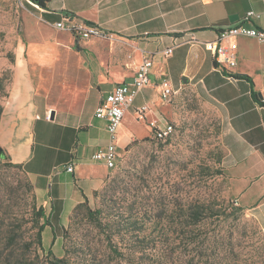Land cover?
I'll return each mask as SVG.
<instances>
[{"label": "crops", "instance_id": "crops-1", "mask_svg": "<svg viewBox=\"0 0 264 264\" xmlns=\"http://www.w3.org/2000/svg\"><path fill=\"white\" fill-rule=\"evenodd\" d=\"M248 11L256 16L243 23ZM64 15L111 37L79 40L55 28ZM235 25L264 28V0H53L47 9L26 8L8 65L0 148L31 182L49 222L44 234L103 188L111 169L91 157L109 136L94 111L117 85L132 83L145 58L152 61L150 82L117 130L118 157L130 142L153 135L151 122H169L160 98L167 79L174 101L193 95L217 116L229 193L264 234V44L234 38V71L204 47ZM143 106L148 110L139 113Z\"/></svg>", "mask_w": 264, "mask_h": 264}, {"label": "rangeland", "instance_id": "rangeland-1", "mask_svg": "<svg viewBox=\"0 0 264 264\" xmlns=\"http://www.w3.org/2000/svg\"><path fill=\"white\" fill-rule=\"evenodd\" d=\"M30 5L0 0V79L9 72ZM164 104L174 125L171 138L157 142L150 134L130 142L88 202L89 209H102L122 257L85 209L72 222L54 223L37 247L38 201L23 171L0 155V264H49L65 256L72 264H264V234L229 193L217 116L190 94ZM192 211L201 213L199 222ZM129 223L143 228L135 232Z\"/></svg>", "mask_w": 264, "mask_h": 264}, {"label": "built area", "instance_id": "built-area-1", "mask_svg": "<svg viewBox=\"0 0 264 264\" xmlns=\"http://www.w3.org/2000/svg\"><path fill=\"white\" fill-rule=\"evenodd\" d=\"M253 11H248L242 18V22L255 17ZM55 28L72 34L79 40H87L89 38L109 39L111 35L97 25L85 23L70 15H64L54 24ZM220 37L216 41L204 43L205 50L211 55L213 60L225 65L229 71H234L237 60L236 50L237 44L233 41L236 37H249L257 42L264 44V28H247L243 25H235L223 29ZM227 39V41H226ZM173 47L164 51L165 56H170ZM152 68L150 58H145L137 67L133 81L131 84L117 85L110 93L105 95L100 104L94 111V117L106 122V131L109 136V142L104 149H99L92 155V160L104 163L109 169H113L118 159L117 153V130L122 124L126 111L132 105L134 99L139 92L149 85V74ZM232 77V76H231ZM160 98L164 102H170L174 92L167 79H163L160 83ZM148 110L143 106L139 113ZM153 127V136L156 140L165 141L174 132V126L170 122H164L161 126L156 125V121L151 122ZM66 171H72V165H67ZM234 205H238L234 200Z\"/></svg>", "mask_w": 264, "mask_h": 264}, {"label": "trees", "instance_id": "trees-1", "mask_svg": "<svg viewBox=\"0 0 264 264\" xmlns=\"http://www.w3.org/2000/svg\"><path fill=\"white\" fill-rule=\"evenodd\" d=\"M26 1L33 6H36L39 8H44V9H47L49 7V5L53 2V0H26ZM13 61H14V56H11V63ZM8 70H9L8 74L3 76L0 79V93H2L1 97H3V100L7 96L6 85L8 83L9 78H10V69L8 68ZM2 102L0 103V114L2 112ZM171 136L169 138H167L165 141L170 139ZM152 139L154 141H157V142H165V141L156 140L153 135H152ZM125 150H127V148ZM7 160H8V164L10 167L21 169L20 165L11 163L8 158H7ZM30 187L33 190V186L31 185V182H30ZM97 193L98 192H96L95 195H97ZM81 209L86 210L87 218L95 225V227L99 230V232H101L102 234H105L106 245L109 247V249L113 253H115L117 257H122L123 255H122L121 251H118L119 250L117 247L118 242L115 241V238H116L115 233L112 231V229L110 228L109 225L102 223V220H101L102 209H96V210L89 209L88 208V201L86 198H84V201L81 204L77 205L72 210V213L70 215L69 220L72 222L74 220L76 214L78 213V211ZM33 216H34V218H33L34 223L33 224H34V228L36 229V232H37L35 242H36L37 247L41 248L42 247V234L44 232V229L47 226H49V222L45 216V211H44V208L42 206H38L36 209L35 208L33 209ZM190 216L192 217L193 220H195L196 222H199L201 213L199 211H192L190 213ZM129 222H131V221H129ZM129 224H132V226H133L130 228V230H133V231L138 232V233L143 228L141 223H139L138 225H136V223H129ZM48 256H51V253H48ZM49 264H72V263L65 256L63 258H53L49 261Z\"/></svg>", "mask_w": 264, "mask_h": 264}, {"label": "water", "instance_id": "water-1", "mask_svg": "<svg viewBox=\"0 0 264 264\" xmlns=\"http://www.w3.org/2000/svg\"><path fill=\"white\" fill-rule=\"evenodd\" d=\"M0 155L5 156V154H4V152H3V150L1 148H0Z\"/></svg>", "mask_w": 264, "mask_h": 264}]
</instances>
